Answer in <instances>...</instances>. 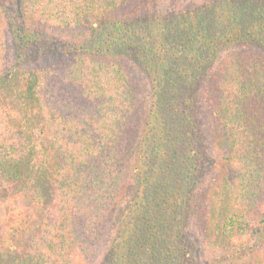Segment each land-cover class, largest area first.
Masks as SVG:
<instances>
[{
    "label": "trees",
    "instance_id": "16d2710c",
    "mask_svg": "<svg viewBox=\"0 0 264 264\" xmlns=\"http://www.w3.org/2000/svg\"><path fill=\"white\" fill-rule=\"evenodd\" d=\"M0 211V264H264V0H0Z\"/></svg>",
    "mask_w": 264,
    "mask_h": 264
},
{
    "label": "rangeland",
    "instance_id": "374dc122",
    "mask_svg": "<svg viewBox=\"0 0 264 264\" xmlns=\"http://www.w3.org/2000/svg\"><path fill=\"white\" fill-rule=\"evenodd\" d=\"M187 0H182V3H184V2H186ZM3 212V211H2ZM0 213H1V211H0ZM4 226V223L2 224V227ZM2 231H4V229L2 230Z\"/></svg>",
    "mask_w": 264,
    "mask_h": 264
}]
</instances>
